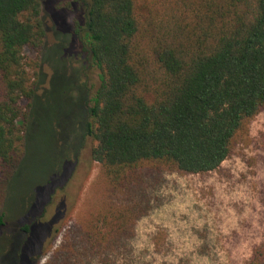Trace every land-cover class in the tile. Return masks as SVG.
I'll return each instance as SVG.
<instances>
[{"label":"trees","instance_id":"trees-1","mask_svg":"<svg viewBox=\"0 0 264 264\" xmlns=\"http://www.w3.org/2000/svg\"><path fill=\"white\" fill-rule=\"evenodd\" d=\"M78 1L84 24L79 15L72 44L84 71L99 78L83 111V141L92 140L110 191L131 194L143 169L217 170L264 110V0ZM46 44L41 0H0V228L36 97L39 63L24 49ZM136 211L107 204L86 220V237L118 245ZM247 264H264V244Z\"/></svg>","mask_w":264,"mask_h":264},{"label":"rangeland","instance_id":"rangeland-1","mask_svg":"<svg viewBox=\"0 0 264 264\" xmlns=\"http://www.w3.org/2000/svg\"><path fill=\"white\" fill-rule=\"evenodd\" d=\"M41 1L47 44L24 49L39 73L25 155L6 198L0 264H247L264 244V110L238 132L217 170L143 169L134 192H111L91 158L92 140L71 152L83 94L89 107L99 82L71 44L85 8L78 0ZM110 203L134 206L139 218L118 245H99L85 223Z\"/></svg>","mask_w":264,"mask_h":264},{"label":"flooded vegetation","instance_id":"flooded-vegetation-1","mask_svg":"<svg viewBox=\"0 0 264 264\" xmlns=\"http://www.w3.org/2000/svg\"><path fill=\"white\" fill-rule=\"evenodd\" d=\"M72 35H73V33H72ZM72 44V43H71ZM72 47H75L73 44H72ZM78 48H74L73 50H74V52L73 53H76V52H78L79 53V51H75V50H77ZM81 92H82V94H83V89H82V87H81ZM84 99H85V96H84V94H83V98H82V101H81V108H82V110L80 109V112H83L85 109H86V105L84 104ZM79 123H80V126L78 127V131H79V135H80V137H79V139H78V145L76 146V147H79V145H80V143L82 142V140H83V134H85V132H86V130H85V126H84V122H83V119H81L80 121H79ZM77 131V132H78ZM78 135V136H79ZM75 147V148H76ZM74 149V148H73ZM7 224V223H6ZM6 226V225H5ZM3 227V229L4 230H7L6 229V227ZM23 230L26 232V233H28V230L27 229H25V228H23ZM20 262H21V259H20V261L17 263V264H20ZM11 264V263H10Z\"/></svg>","mask_w":264,"mask_h":264}]
</instances>
